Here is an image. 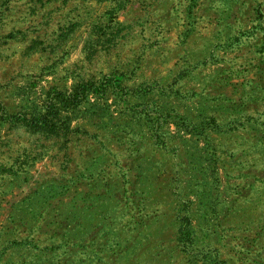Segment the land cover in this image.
<instances>
[{
	"label": "rangeland",
	"instance_id": "obj_1",
	"mask_svg": "<svg viewBox=\"0 0 264 264\" xmlns=\"http://www.w3.org/2000/svg\"><path fill=\"white\" fill-rule=\"evenodd\" d=\"M0 264H264V0H0Z\"/></svg>",
	"mask_w": 264,
	"mask_h": 264
},
{
	"label": "trees",
	"instance_id": "obj_2",
	"mask_svg": "<svg viewBox=\"0 0 264 264\" xmlns=\"http://www.w3.org/2000/svg\"><path fill=\"white\" fill-rule=\"evenodd\" d=\"M37 121V120H36ZM43 121L45 122H47L48 121V119H47V117H43Z\"/></svg>",
	"mask_w": 264,
	"mask_h": 264
}]
</instances>
